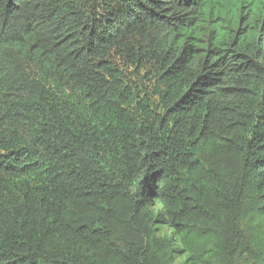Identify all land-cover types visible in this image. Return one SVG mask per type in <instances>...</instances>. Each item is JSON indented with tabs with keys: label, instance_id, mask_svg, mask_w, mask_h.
Returning <instances> with one entry per match:
<instances>
[{
	"label": "trees",
	"instance_id": "16d2710c",
	"mask_svg": "<svg viewBox=\"0 0 264 264\" xmlns=\"http://www.w3.org/2000/svg\"><path fill=\"white\" fill-rule=\"evenodd\" d=\"M0 264H264V0H0Z\"/></svg>",
	"mask_w": 264,
	"mask_h": 264
}]
</instances>
